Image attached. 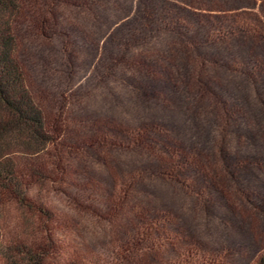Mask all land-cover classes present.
Returning a JSON list of instances; mask_svg holds the SVG:
<instances>
[{
    "label": "rangeland",
    "instance_id": "1",
    "mask_svg": "<svg viewBox=\"0 0 264 264\" xmlns=\"http://www.w3.org/2000/svg\"><path fill=\"white\" fill-rule=\"evenodd\" d=\"M19 6L16 57L55 137L33 157L48 168L29 194L54 213L59 259L253 264L264 251V0ZM143 125L150 143L137 140ZM146 222L154 248L117 258ZM23 224L1 211L5 238Z\"/></svg>",
    "mask_w": 264,
    "mask_h": 264
},
{
    "label": "trees",
    "instance_id": "2",
    "mask_svg": "<svg viewBox=\"0 0 264 264\" xmlns=\"http://www.w3.org/2000/svg\"><path fill=\"white\" fill-rule=\"evenodd\" d=\"M19 9V0H0V213L8 206L16 208L25 230L8 238L0 230V264H83L78 259H59L54 213L29 194L30 186L42 182L48 168L33 157L44 154L55 137L16 57L15 25ZM141 15L148 27L152 16L146 8L141 10ZM249 80L259 92L253 75H249ZM144 94L149 97L150 93ZM221 105L227 118L221 125L225 130L231 114L226 104ZM149 133L150 127L143 125L137 140L150 143ZM20 153L25 160L16 161ZM54 165L59 168V161ZM153 229V223L149 222L137 228L134 237L125 240L117 250V258L128 261L141 248L145 252L152 250ZM253 264H264V251Z\"/></svg>",
    "mask_w": 264,
    "mask_h": 264
}]
</instances>
